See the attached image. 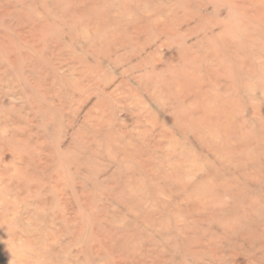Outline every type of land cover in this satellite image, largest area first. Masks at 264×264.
<instances>
[{
  "label": "rangeland",
  "instance_id": "obj_1",
  "mask_svg": "<svg viewBox=\"0 0 264 264\" xmlns=\"http://www.w3.org/2000/svg\"><path fill=\"white\" fill-rule=\"evenodd\" d=\"M0 264H264V0H0Z\"/></svg>",
  "mask_w": 264,
  "mask_h": 264
}]
</instances>
